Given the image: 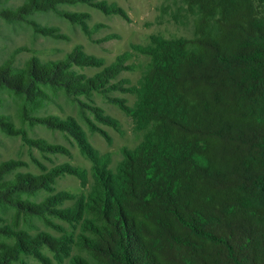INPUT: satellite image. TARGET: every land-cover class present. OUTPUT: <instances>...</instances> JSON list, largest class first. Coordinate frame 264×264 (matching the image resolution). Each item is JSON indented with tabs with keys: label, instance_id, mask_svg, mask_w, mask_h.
Masks as SVG:
<instances>
[{
	"label": "trees",
	"instance_id": "trees-1",
	"mask_svg": "<svg viewBox=\"0 0 264 264\" xmlns=\"http://www.w3.org/2000/svg\"><path fill=\"white\" fill-rule=\"evenodd\" d=\"M76 1L91 0H26L0 15L51 34L54 27L28 15L53 10L84 24L85 13L59 8ZM182 2L194 15L193 35L153 34L142 47L150 61L133 88L134 105L122 107L144 136L124 150L115 169L73 118L30 113L44 106L49 90L88 95L102 87L121 69L122 56L92 76L73 66L101 60L79 45L62 59L32 56L17 66L12 54L0 64V89L21 99L20 118L70 129L93 161L88 193L61 191L40 201L34 197L52 190L58 173L85 181V172L70 164L40 174L13 172L15 161L0 162V212L12 211L8 222L0 214V264H29L22 254L53 264L44 245L56 256L69 255L74 240L66 233L33 234L21 226L35 217L54 225L51 216L80 222L75 244L83 253L70 264H264V0ZM0 129L25 133L6 114ZM67 199L74 201L64 206Z\"/></svg>",
	"mask_w": 264,
	"mask_h": 264
},
{
	"label": "rangeland",
	"instance_id": "rangeland-1",
	"mask_svg": "<svg viewBox=\"0 0 264 264\" xmlns=\"http://www.w3.org/2000/svg\"><path fill=\"white\" fill-rule=\"evenodd\" d=\"M26 0H0L2 8H15ZM98 0L61 3L65 11L85 13L83 20L70 19L64 13L35 11L28 18L41 26L54 27L53 33L37 29L27 20H6L0 15V64L14 54L15 65L23 66L32 57L43 61L62 59L76 46L101 60L99 65H74L73 68L87 76L95 75L122 56V67L100 88L90 94L66 95L59 90H49L50 97L43 107L30 113L32 116H58L60 119L73 118L85 132L91 145L108 166L115 169L124 157L125 149L136 147L143 139L144 130L135 127L134 119L122 106H133L136 93L133 88L146 71L150 55L142 47L151 41V35L163 37H190L193 35V16L182 0H104L114 4L123 12L106 11L97 5ZM21 99L6 89H0V114H6L23 132L9 134L0 129V162L15 161L13 172L46 173L54 167L70 164L85 172L82 176L64 171L58 173L52 190H40L34 197H44L61 191L74 196L88 193L93 183V161L82 152L70 129L48 125L42 121L31 123L18 115ZM103 116V117H101ZM36 121V120H33ZM29 138L43 139L57 148L42 147ZM74 200L67 199L64 206ZM5 221L11 220L12 211L1 213ZM56 223H47L42 217H35L31 223L21 221L31 233L47 230L54 235L66 233L74 241L69 255L56 256L46 245L43 251L53 264H70L72 255L81 252L75 241L81 231L79 221H67L51 216ZM62 226L63 229L59 226ZM29 264H44L30 254H22Z\"/></svg>",
	"mask_w": 264,
	"mask_h": 264
}]
</instances>
